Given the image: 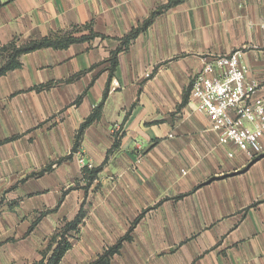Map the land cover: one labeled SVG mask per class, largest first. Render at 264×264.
<instances>
[{
	"label": "crops",
	"instance_id": "1",
	"mask_svg": "<svg viewBox=\"0 0 264 264\" xmlns=\"http://www.w3.org/2000/svg\"><path fill=\"white\" fill-rule=\"evenodd\" d=\"M54 35L75 41L0 76L10 215L54 198L78 230L91 197L92 223L133 262L264 264V153L221 144L189 104L203 58L235 51L264 98V0H0V63L4 46Z\"/></svg>",
	"mask_w": 264,
	"mask_h": 264
},
{
	"label": "rangeland",
	"instance_id": "2",
	"mask_svg": "<svg viewBox=\"0 0 264 264\" xmlns=\"http://www.w3.org/2000/svg\"><path fill=\"white\" fill-rule=\"evenodd\" d=\"M56 197V196H55ZM0 201V264H21L39 260L44 254H51L58 242H70L71 247L64 253L59 264H139L133 262L130 254H138L137 249L112 246V227L95 226L90 216L93 199L83 201L82 209L88 212L82 229L69 230L65 234L62 226L71 221L64 217V209L38 196L35 201H15L18 207L8 212L9 202ZM33 206L40 209L31 210ZM46 215H40L47 213ZM38 220L31 228L33 220ZM71 219V218H70ZM54 241V236H56ZM111 238V239H110ZM132 256V255H131ZM138 257V256H137ZM144 264V263H141Z\"/></svg>",
	"mask_w": 264,
	"mask_h": 264
},
{
	"label": "built area",
	"instance_id": "3",
	"mask_svg": "<svg viewBox=\"0 0 264 264\" xmlns=\"http://www.w3.org/2000/svg\"><path fill=\"white\" fill-rule=\"evenodd\" d=\"M240 56L239 51L205 56L189 104L209 116L221 144L231 142L254 158L264 153V98L256 95L259 84L247 80Z\"/></svg>",
	"mask_w": 264,
	"mask_h": 264
},
{
	"label": "trees",
	"instance_id": "4",
	"mask_svg": "<svg viewBox=\"0 0 264 264\" xmlns=\"http://www.w3.org/2000/svg\"><path fill=\"white\" fill-rule=\"evenodd\" d=\"M133 34V33H132ZM131 34V35H132ZM75 41V38L71 36H48L40 40H34L23 45H17L15 42L10 43L7 46H4L1 49L2 52V62L0 63V76L5 74L7 71L17 68L20 66V56L23 53L30 52L42 47H65L68 44ZM116 65V60L114 58V65ZM87 171V170H86ZM99 169H96L93 173L90 174L89 180H92ZM80 221V218H74L71 221L65 223L62 228L64 229L65 234L69 230H76L77 224ZM57 235L54 236V241ZM71 247L70 242L61 241L58 242V246L53 250L51 254H44L39 260L21 264H59L64 253Z\"/></svg>",
	"mask_w": 264,
	"mask_h": 264
}]
</instances>
